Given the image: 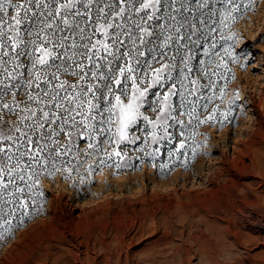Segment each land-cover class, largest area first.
<instances>
[{
	"label": "snow or ice",
	"instance_id": "6c2138e0",
	"mask_svg": "<svg viewBox=\"0 0 264 264\" xmlns=\"http://www.w3.org/2000/svg\"><path fill=\"white\" fill-rule=\"evenodd\" d=\"M212 5L0 0V239L13 234V221L22 226L44 196L42 178L63 172L66 179L84 158L101 152L121 157L125 142L170 141L169 129L186 127L184 117L188 124L214 119H199L196 112L204 90L215 87L216 69L227 68L215 51L217 29L208 22L219 15L221 29L228 27L240 5ZM220 39L232 36L221 31ZM201 49L204 59H198ZM224 53L249 65L247 54L233 48Z\"/></svg>",
	"mask_w": 264,
	"mask_h": 264
},
{
	"label": "rangeland",
	"instance_id": "374dc122",
	"mask_svg": "<svg viewBox=\"0 0 264 264\" xmlns=\"http://www.w3.org/2000/svg\"><path fill=\"white\" fill-rule=\"evenodd\" d=\"M234 3L240 9L228 27L221 29L219 15L213 17L216 23L208 22L217 29L215 51L227 68L216 69L220 75L212 77L215 87L204 90L196 112L199 119H214L188 124L184 117L186 127L169 129L170 141L152 144L149 137L148 144L143 138L125 142L118 149L121 157L109 159L101 152L84 158V166L66 179L63 172L42 178L38 190L44 196L37 198L22 226L15 227L13 221V234L0 239V264H146V253L157 249L160 264H209L213 253L219 254L216 264H264L262 170L249 166V178H239L235 170L232 176L222 171L233 164L231 137L240 128L246 131L244 119L252 115L243 107L248 108L251 96L258 101L264 84V0ZM212 6L222 9L226 0H213ZM221 31L232 39H220ZM225 48L247 54L249 65L241 67L243 58L233 62ZM198 59H204L202 49ZM213 93L216 98L208 103ZM180 140H185L182 149ZM224 153L226 166L220 163ZM128 250L131 261L125 259Z\"/></svg>",
	"mask_w": 264,
	"mask_h": 264
},
{
	"label": "bare ground",
	"instance_id": "6f19581e",
	"mask_svg": "<svg viewBox=\"0 0 264 264\" xmlns=\"http://www.w3.org/2000/svg\"><path fill=\"white\" fill-rule=\"evenodd\" d=\"M260 90L258 93V101L256 102V100L253 98V96H251V98L249 99V105L248 108L243 107V111H250L252 112V115H247V117L244 119L245 120V124L247 125L246 131H243L242 128L238 129V132L233 134V136L231 137L232 141H233V156L232 157V161L233 164L231 163L232 167H223L224 169L222 170L223 173H227L230 174L232 176L233 174V170H235V174L240 178H249L251 174H249V169L248 171H246V169L249 166H257L259 169L262 170V175H264V84L260 85ZM258 90V89H257ZM242 106V105H241ZM249 109V110H248ZM255 115V117H253ZM243 124V125H245ZM249 124V125H248ZM238 125V124H237ZM235 128V127H234ZM228 130V129H227ZM224 133V131H223ZM230 133H232L230 131ZM229 133V134H230ZM245 134V135H244ZM223 135H227V133L223 134ZM220 136V135H219ZM228 136V135H227ZM224 139H228L227 137H224ZM228 156L227 153H224L223 157L221 158L220 163H222V165L224 163H226L228 161ZM249 159L250 164H246V160ZM225 165V164H224ZM226 166V165H225ZM230 166V165H229ZM218 167V166H217ZM251 168V167H250ZM256 168V167H255ZM213 169V168H212ZM221 171V170H220ZM219 171V173H220ZM248 174H247V173ZM187 174V173H186ZM259 174V173H258ZM184 175V174H183ZM261 175V176H262ZM212 176V175H211ZM214 176V175H213ZM212 176V177H213ZM217 176V175H216ZM227 176V175H226ZM236 177V176H235ZM252 177V176H251ZM190 178V176H189ZM208 178V177H207ZM223 178V177H222ZM186 179V178H185ZM191 179V178H190ZM220 179V178H219ZM218 179V180H219ZM236 179V178H235ZM211 181H213V179H210ZM226 180V179H225ZM222 181V180H221ZM224 181V179H223ZM227 181V180H226ZM234 181V178H233ZM239 181V179L237 180ZM230 183V181H228ZM194 185V182L191 186ZM222 185V184H221ZM228 185V184H227ZM169 186V185H168ZM263 186V185H262ZM198 187V186H197ZM166 188V187H165ZM259 188V187H258ZM209 189V188H208ZM247 190V189H246ZM260 216V215H259ZM263 223V222H262ZM264 224V223H263ZM262 225V224H261ZM138 230V229H137ZM143 231V230H141ZM139 232V231H138ZM117 235V234H116ZM120 235H118L119 237ZM135 238V237H134ZM137 239V238H136ZM139 239V238H138ZM95 240V239H94ZM225 240V239H224ZM86 241V240H85ZM104 241V240H103ZM117 241V240H116ZM122 241V240H121ZM167 241V240H166ZM253 241V240H252ZM96 242V241H95ZM170 242V241H169ZM201 243V242H199ZM262 243V242H261ZM82 244V243H81ZM137 244V243H136ZM172 244V243H171ZM251 244V243H250ZM91 246V245H90ZM223 246V245H222ZM225 246V245H224ZM94 248V247H93ZM175 248V247H174ZM199 248V247H198ZM208 248V247H207ZM86 249V248H85ZM147 249V248H146ZM173 249V248H172ZM206 249V247H205ZM227 249V248H226ZM89 250V249H88ZM150 250V249H149ZM188 250V249H187ZM106 251V250H105ZM186 251V250H185ZM94 252V251H93ZM160 251L157 250H153L150 251L149 253L147 252L144 259H142L146 264H160V262L157 260L159 258V255L157 253H159ZM227 252V250H226ZM108 253V252H107ZM111 253V252H110ZM126 255L125 259H128L129 261H131L133 258L132 257V252L130 250L126 251ZM132 253V254H131ZM162 253V252H161ZM164 253V252H163ZM162 253V254H163ZM168 253V252H166ZM179 253V252H178ZM188 253V252H186ZM203 254H206L205 251H202ZM76 254V253H74ZM138 254V253H136ZM171 254V252L169 253ZM217 254L218 253H213V255L210 257V262L209 264H216L217 262ZM59 255V254H58ZM112 255V254H111ZM219 255V254H218ZM247 255V254H246ZM110 256V255H108ZM114 256V255H113ZM112 256V257H113ZM120 256V255H119ZM118 256V257H119ZM179 257L181 255H178ZM59 257V256H58ZM84 257V256H83ZM162 257V256H161ZM167 257V256H166ZM143 258V257H142ZM174 258V257H173ZM177 258V256L175 257ZM174 258V259H175ZM252 258V256H251ZM124 259V260H125ZM172 259V258H171ZM183 259V258H181ZM259 259V258H257ZM54 260V259H53ZM112 260V259H111ZM140 260V262L142 261ZM162 260V259H161ZM173 260V259H172ZM186 260V259H185ZM250 260V259H249ZM74 261V260H73ZM83 261V260H82ZM85 261V260H84ZM87 261V260H86ZM241 264L243 263V260H241ZM252 261V259H251ZM56 262V261H55ZM54 262V263H55ZM70 262V261H69ZM75 262V261H74ZM172 262V261H171ZM239 262V261H238ZM58 263V262H57ZM72 263V262H71ZM88 263V262H87ZM255 263V262H254ZM252 263V264H254ZM263 263V262H262ZM112 264V263H111ZM137 264V263H136ZM138 264H140L138 262ZM163 264V263H161ZM169 264L170 261H169ZM228 264V263H227Z\"/></svg>",
	"mask_w": 264,
	"mask_h": 264
}]
</instances>
